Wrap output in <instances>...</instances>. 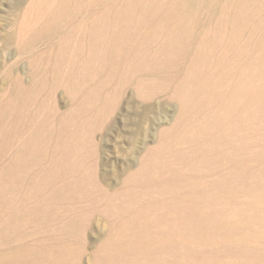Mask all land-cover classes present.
Instances as JSON below:
<instances>
[{"label":"rangeland","instance_id":"obj_1","mask_svg":"<svg viewBox=\"0 0 264 264\" xmlns=\"http://www.w3.org/2000/svg\"><path fill=\"white\" fill-rule=\"evenodd\" d=\"M145 6L149 0H0V184H9L0 193V264H264V237L177 260L186 249L178 231L189 225L164 211L197 198L191 179L163 164L179 157V82L196 39L179 42L163 68L145 61L133 77L112 79L108 68L120 61L96 58L105 33L114 35L110 48L125 36L117 17L145 16L152 26ZM98 91V106H87Z\"/></svg>","mask_w":264,"mask_h":264},{"label":"bare ground","instance_id":"obj_2","mask_svg":"<svg viewBox=\"0 0 264 264\" xmlns=\"http://www.w3.org/2000/svg\"><path fill=\"white\" fill-rule=\"evenodd\" d=\"M168 1L149 0L150 7L145 6L153 13L151 27L145 16L117 17L125 36L110 48L115 38L110 31L105 33V45L96 58L106 66L109 59L120 61L108 68L112 79L133 77L145 61L163 68L179 42L192 44L196 39L191 64L179 82L186 115V125L176 138L179 157L163 164L179 180L191 179L190 191L197 198L164 211L175 214L179 226L189 225L178 231L181 246L188 249L178 254L181 263L214 244L234 252V247L264 237V0H181L179 6ZM201 11L205 20L199 31ZM88 61L85 55L82 68ZM97 94L87 97V106L98 103ZM184 151L191 154V163ZM8 185L0 184V193ZM166 222L158 220L161 225ZM202 223H206L200 233L204 236L199 240L194 231ZM248 228L255 233L236 236ZM245 256L250 262L251 256Z\"/></svg>","mask_w":264,"mask_h":264}]
</instances>
